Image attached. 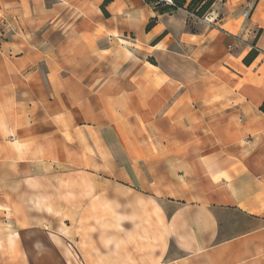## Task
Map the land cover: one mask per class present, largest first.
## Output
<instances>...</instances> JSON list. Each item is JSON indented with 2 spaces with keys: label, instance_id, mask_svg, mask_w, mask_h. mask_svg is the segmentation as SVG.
Here are the masks:
<instances>
[{
  "label": "crops",
  "instance_id": "0c3cea01",
  "mask_svg": "<svg viewBox=\"0 0 264 264\" xmlns=\"http://www.w3.org/2000/svg\"><path fill=\"white\" fill-rule=\"evenodd\" d=\"M211 8L0 0V264H264V0Z\"/></svg>",
  "mask_w": 264,
  "mask_h": 264
},
{
  "label": "built area",
  "instance_id": "2783aa9c",
  "mask_svg": "<svg viewBox=\"0 0 264 264\" xmlns=\"http://www.w3.org/2000/svg\"><path fill=\"white\" fill-rule=\"evenodd\" d=\"M144 1L153 8H158V7L168 8L170 9V12L181 10L185 12L189 17L195 18L207 24L217 21L220 17L218 11L216 9H212L211 7L207 12L204 13L203 16L198 17L194 14L193 11L189 10L185 4L184 5L178 4L177 2L178 0H144ZM243 14L247 15V12L243 11ZM250 50H255L254 46H251Z\"/></svg>",
  "mask_w": 264,
  "mask_h": 264
},
{
  "label": "trees",
  "instance_id": "16d2710c",
  "mask_svg": "<svg viewBox=\"0 0 264 264\" xmlns=\"http://www.w3.org/2000/svg\"><path fill=\"white\" fill-rule=\"evenodd\" d=\"M215 0H191V2L189 4H187V8L191 11L194 12V14L198 17H201L204 15L205 12H207L212 3ZM178 4L180 5H184V0H178L177 1ZM156 10L160 11V12H170V9L168 8H155ZM150 24V23H149ZM257 54V51L255 50H250V52L246 55V57L243 59V61L248 64ZM260 109L264 112V102L262 103Z\"/></svg>",
  "mask_w": 264,
  "mask_h": 264
}]
</instances>
